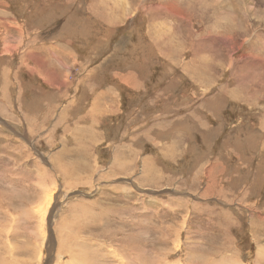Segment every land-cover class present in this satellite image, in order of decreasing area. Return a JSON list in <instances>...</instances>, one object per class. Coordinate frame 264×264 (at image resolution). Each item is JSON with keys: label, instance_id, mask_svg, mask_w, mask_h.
<instances>
[{"label": "rangeland", "instance_id": "obj_1", "mask_svg": "<svg viewBox=\"0 0 264 264\" xmlns=\"http://www.w3.org/2000/svg\"><path fill=\"white\" fill-rule=\"evenodd\" d=\"M49 255L264 264V0H0V264Z\"/></svg>", "mask_w": 264, "mask_h": 264}, {"label": "crops", "instance_id": "obj_2", "mask_svg": "<svg viewBox=\"0 0 264 264\" xmlns=\"http://www.w3.org/2000/svg\"><path fill=\"white\" fill-rule=\"evenodd\" d=\"M123 74L125 75V73H123ZM129 75L132 76V72H128L127 77H128ZM124 77H126V75L122 77V79L126 80L127 78H124ZM107 87H108V86H107ZM107 87H106V89H107ZM97 95H98L99 97L101 96L100 94H97ZM90 98H91V96H85V99H90ZM95 101H96V102H99V101H97L96 99H95ZM91 104H92L93 106H95V103H93L92 101H91Z\"/></svg>", "mask_w": 264, "mask_h": 264}, {"label": "water", "instance_id": "obj_3", "mask_svg": "<svg viewBox=\"0 0 264 264\" xmlns=\"http://www.w3.org/2000/svg\"><path fill=\"white\" fill-rule=\"evenodd\" d=\"M51 260H52V257H51V255H49L48 258L44 260L43 264H50Z\"/></svg>", "mask_w": 264, "mask_h": 264}, {"label": "bare ground", "instance_id": "obj_4", "mask_svg": "<svg viewBox=\"0 0 264 264\" xmlns=\"http://www.w3.org/2000/svg\"><path fill=\"white\" fill-rule=\"evenodd\" d=\"M115 103H116V102H115ZM113 104H114V102H113ZM113 104H112V105H113ZM105 105H106V104H105ZM106 106H107V105H106ZM107 109H108V108H107ZM87 117H88V116H87ZM47 247H49V246H47Z\"/></svg>", "mask_w": 264, "mask_h": 264}]
</instances>
